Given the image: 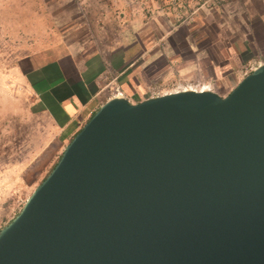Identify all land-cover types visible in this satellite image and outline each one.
Wrapping results in <instances>:
<instances>
[{"label": "water", "instance_id": "water-1", "mask_svg": "<svg viewBox=\"0 0 264 264\" xmlns=\"http://www.w3.org/2000/svg\"><path fill=\"white\" fill-rule=\"evenodd\" d=\"M0 264H264V63L224 96L107 99L0 229Z\"/></svg>", "mask_w": 264, "mask_h": 264}, {"label": "crops", "instance_id": "crops-1", "mask_svg": "<svg viewBox=\"0 0 264 264\" xmlns=\"http://www.w3.org/2000/svg\"><path fill=\"white\" fill-rule=\"evenodd\" d=\"M201 2L82 0L80 17L74 21L70 9L59 10L69 12L67 30L54 26L40 36L35 48L18 59L16 71L37 106L58 129L63 149L110 97L107 88L122 85L123 74L138 58L147 51L148 57L155 53L150 54L151 49L171 46L172 33L186 22L174 25L173 11L199 13L194 24L188 23L184 30L198 34L195 46H190L196 47V52L200 49L203 53L208 47L214 50L216 57L208 63L212 78L220 72L233 73L237 64L246 61L242 57L248 49L256 55L247 58L248 64L264 63V0H227L211 6ZM27 11L46 9L40 0L39 7ZM62 17L53 19L52 24L65 21ZM144 27L152 34L147 41L142 35ZM126 98L133 103L128 95Z\"/></svg>", "mask_w": 264, "mask_h": 264}, {"label": "rangeland", "instance_id": "rangeland-1", "mask_svg": "<svg viewBox=\"0 0 264 264\" xmlns=\"http://www.w3.org/2000/svg\"><path fill=\"white\" fill-rule=\"evenodd\" d=\"M81 1L42 0L46 11H27L39 7L40 0H0V229L18 214L35 187L56 164L64 146L59 143L58 129L37 106L34 95L17 73V61L33 50L37 39L54 26L67 30L69 12L59 10L70 9L74 21L80 17ZM60 15L65 21L52 24ZM198 15L194 11H173L174 25L186 22L172 33L171 46L151 49L150 54L155 53L149 57V52H145L123 74L122 85L107 88L108 94L119 88L136 103L170 91L176 83L196 81L214 82L219 93L228 94L244 77L243 71L249 65L247 58L255 59L256 55L248 49L242 57L246 61L237 64L233 73L220 72L216 79L212 78L208 63L216 57L214 50L208 47L203 53L200 49L196 52L193 47L198 34L184 30L188 23L194 24ZM142 31L144 40L152 37L147 27ZM129 76L134 79L130 80Z\"/></svg>", "mask_w": 264, "mask_h": 264}, {"label": "built area", "instance_id": "built-area-1", "mask_svg": "<svg viewBox=\"0 0 264 264\" xmlns=\"http://www.w3.org/2000/svg\"><path fill=\"white\" fill-rule=\"evenodd\" d=\"M174 4H176V2H178V0H172ZM201 4H207L209 6L211 5H219L222 4L224 2H226L227 0H201ZM258 65H256L255 63H250L245 70L243 71V76H245L246 74L250 73L253 69H255ZM188 90H192V91H196V92H214L219 94V90L216 86V84L214 82L208 81V82H203V81H196V82H180V83H176L173 87V89H171L170 91L167 92H163L161 93V95L166 94V93H172V92H178V91H188ZM220 95V94H219ZM111 97L114 96H123L126 97L125 94L119 90V88H115L113 90L112 93H110L109 95ZM160 96V94H157L155 96H151L152 97H157Z\"/></svg>", "mask_w": 264, "mask_h": 264}, {"label": "trees", "instance_id": "trees-1", "mask_svg": "<svg viewBox=\"0 0 264 264\" xmlns=\"http://www.w3.org/2000/svg\"><path fill=\"white\" fill-rule=\"evenodd\" d=\"M54 167V166H53Z\"/></svg>", "mask_w": 264, "mask_h": 264}]
</instances>
